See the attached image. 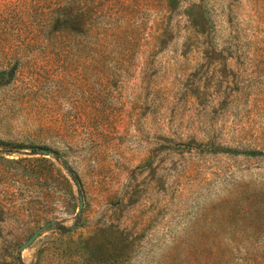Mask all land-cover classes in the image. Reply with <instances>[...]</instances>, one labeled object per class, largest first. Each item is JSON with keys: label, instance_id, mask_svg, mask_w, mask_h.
<instances>
[{"label": "rangeland", "instance_id": "obj_1", "mask_svg": "<svg viewBox=\"0 0 264 264\" xmlns=\"http://www.w3.org/2000/svg\"><path fill=\"white\" fill-rule=\"evenodd\" d=\"M38 1L0 0V264H264V0L166 38V0H107L103 54Z\"/></svg>", "mask_w": 264, "mask_h": 264}, {"label": "trees", "instance_id": "obj_2", "mask_svg": "<svg viewBox=\"0 0 264 264\" xmlns=\"http://www.w3.org/2000/svg\"><path fill=\"white\" fill-rule=\"evenodd\" d=\"M39 2L38 0H34ZM107 0H44L45 2V21L50 33V40L56 41L61 37H72L76 43L83 45L87 40L94 44V49L98 53H105L107 43L112 36L117 35L118 29L116 21H128L131 23L135 19V14L128 11L102 10V19L99 21L98 8L105 6ZM168 15L162 20L160 27V38L168 34L174 26L172 24V14L181 12V18L177 21H183L189 24L191 29L201 35H208L211 27V15L207 9L205 0H166ZM178 14V13H177ZM139 28H142V22H136ZM101 28V31L99 30ZM102 30H104L102 32ZM105 50V51H104ZM13 152L12 149H8ZM33 153L42 155H51L56 159L61 156L58 152L40 147L33 148ZM247 154L258 155L260 151H249Z\"/></svg>", "mask_w": 264, "mask_h": 264}, {"label": "water", "instance_id": "obj_3", "mask_svg": "<svg viewBox=\"0 0 264 264\" xmlns=\"http://www.w3.org/2000/svg\"><path fill=\"white\" fill-rule=\"evenodd\" d=\"M83 207H84V199L81 197L79 212L82 211ZM48 226H49V224H46V225L42 226L41 228H39L36 232H34L30 236V238L24 244H22V246L20 247V250H23V249L29 247L39 237L40 233L43 230H45Z\"/></svg>", "mask_w": 264, "mask_h": 264}]
</instances>
